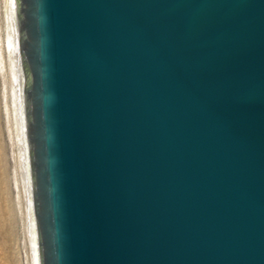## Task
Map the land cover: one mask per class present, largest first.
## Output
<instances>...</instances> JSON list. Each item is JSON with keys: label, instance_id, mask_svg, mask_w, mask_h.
I'll list each match as a JSON object with an SVG mask.
<instances>
[{"label": "water", "instance_id": "1", "mask_svg": "<svg viewBox=\"0 0 264 264\" xmlns=\"http://www.w3.org/2000/svg\"><path fill=\"white\" fill-rule=\"evenodd\" d=\"M33 264H264V0H5Z\"/></svg>", "mask_w": 264, "mask_h": 264}, {"label": "rangeland", "instance_id": "2", "mask_svg": "<svg viewBox=\"0 0 264 264\" xmlns=\"http://www.w3.org/2000/svg\"><path fill=\"white\" fill-rule=\"evenodd\" d=\"M4 8L5 0H0V264H32L27 236L26 190L21 184L22 171L16 149Z\"/></svg>", "mask_w": 264, "mask_h": 264}, {"label": "bare ground", "instance_id": "3", "mask_svg": "<svg viewBox=\"0 0 264 264\" xmlns=\"http://www.w3.org/2000/svg\"><path fill=\"white\" fill-rule=\"evenodd\" d=\"M5 9V8H4ZM6 14V13H5ZM7 28V27H6ZM13 95V94H12ZM14 96V95H13ZM14 123H15V130H16V139H17V144H18V148L16 147V149L18 150V154H19V160H20V166L19 167H21V155H20V143H19V131H18V118H17V106H16V102H15V98H14ZM14 130V131H15ZM16 144V145H17ZM20 169V168H19ZM19 173H21V171L19 172ZM21 176H22V174H21ZM21 178V177H20ZM21 184H22V188H24V186H23V183H22V181H21ZM24 191V190H23ZM26 192V191H25ZM26 193H24V195H25ZM26 196V195H25ZM26 201V200H25ZM25 205H26V203H25ZM25 207H27V205L25 206ZM26 209V208H25ZM27 215V214H26ZM28 228V227H27ZM28 231V230H27ZM27 236H29V235H27ZM29 240V239H28ZM29 243V242H28ZM30 251H31V249H30ZM31 253V252H30ZM31 257V259H32V255L30 256ZM30 259V260H31ZM32 264H33V262H32Z\"/></svg>", "mask_w": 264, "mask_h": 264}]
</instances>
